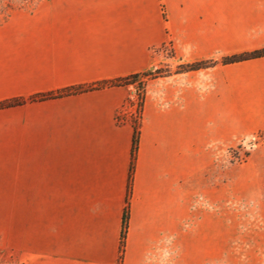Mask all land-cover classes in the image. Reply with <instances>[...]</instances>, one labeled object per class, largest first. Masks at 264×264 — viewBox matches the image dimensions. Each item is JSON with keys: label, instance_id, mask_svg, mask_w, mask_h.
<instances>
[{"label": "crops", "instance_id": "crops-1", "mask_svg": "<svg viewBox=\"0 0 264 264\" xmlns=\"http://www.w3.org/2000/svg\"><path fill=\"white\" fill-rule=\"evenodd\" d=\"M15 16L0 21V101H26L0 109V253L13 264H264L254 169L233 187L245 226L224 227V188L208 184L224 148L264 136V56L150 80L122 253L132 87L27 100L152 70L168 43L181 61L262 48L264 0H45Z\"/></svg>", "mask_w": 264, "mask_h": 264}, {"label": "rangeland", "instance_id": "rangeland-1", "mask_svg": "<svg viewBox=\"0 0 264 264\" xmlns=\"http://www.w3.org/2000/svg\"><path fill=\"white\" fill-rule=\"evenodd\" d=\"M44 1L45 0H0V21H8L12 15L23 18L29 17L28 15L37 11L39 4ZM167 45L168 47L166 48L162 46L156 49L155 54H157L158 57L155 62V67H153L152 70L159 69V71H163L162 74L160 73L161 75L165 74V70L177 74L176 72L178 71L179 65L186 61H181V58H176L171 43ZM221 57L222 56H218L211 59L219 61ZM218 64L221 63L218 62ZM131 100L135 103L137 102L135 96H131ZM130 114V109H123L121 111V116L125 119V116H129ZM247 166L252 167L255 171L258 181L259 197L264 205V136L262 133H253L238 140L236 143L224 148L223 153L216 158L215 168L212 170V178L208 184H211V186L220 184L224 188L222 207V224L224 227L231 225H247V218L243 215V211H245L248 206L246 196L244 194L243 197H239L238 195L240 194L238 193L237 195L235 192L236 190H233L238 175L241 173L242 169ZM196 205L194 204L193 207ZM260 205L262 210V203H260ZM208 208H213V206L211 207V205H209L206 209L208 210ZM203 210L204 203L200 206L199 217L203 216ZM235 211L239 212L237 214L238 217L234 216ZM232 213L234 215H232ZM196 220L197 218L192 216L191 225H195ZM259 220L262 219L259 218ZM240 253L245 252L241 251ZM0 264H13L12 261L8 260L7 251L0 253Z\"/></svg>", "mask_w": 264, "mask_h": 264}, {"label": "trees", "instance_id": "trees-1", "mask_svg": "<svg viewBox=\"0 0 264 264\" xmlns=\"http://www.w3.org/2000/svg\"><path fill=\"white\" fill-rule=\"evenodd\" d=\"M264 56V47L248 50V51H240L232 54L223 55L219 61L214 59H203L196 61H186L179 65L178 71L176 73L189 72L194 70H200L205 68H210L215 66L218 62L223 65L238 63L242 61L252 60L255 58H260ZM163 71H159V69L155 70H147L141 73H132L122 77H116L109 80L97 82L93 85L87 86H73L61 91L57 92H49L37 94L29 97L27 100L36 101V100H46L50 98H57L62 96H67L70 94L82 93L86 91L96 90L104 87H113V86H123V87H132L133 93L128 97L126 104L124 106L125 109H130L131 114L129 115L132 124L134 127V133L132 137V147H131V160L129 167V175H128V187H127V205L125 207L123 217H122V226H121V234H120V252H123L124 242L126 231L128 227V218H129V195L131 192V184L133 178V172L136 162V155L138 150V141H139V133L140 128L142 126L143 118L141 115V110L145 99L147 98V93L150 88V80H154L157 77H166L173 73L165 70V74L161 75ZM131 96L136 97V103L131 100ZM25 99L22 98H12L0 101V109L21 105L25 102ZM137 113V114H136ZM120 253V260H121Z\"/></svg>", "mask_w": 264, "mask_h": 264}, {"label": "built area", "instance_id": "built-area-1", "mask_svg": "<svg viewBox=\"0 0 264 264\" xmlns=\"http://www.w3.org/2000/svg\"><path fill=\"white\" fill-rule=\"evenodd\" d=\"M162 46H164V48L168 47V45H167V44H166V45H162ZM162 46H161V47H162ZM170 47H171V46H170ZM170 49H171V48H170Z\"/></svg>", "mask_w": 264, "mask_h": 264}]
</instances>
